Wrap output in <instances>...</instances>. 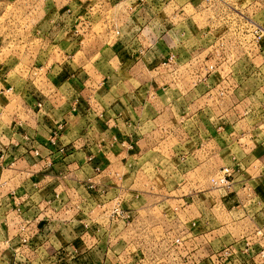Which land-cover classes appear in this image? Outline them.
I'll list each match as a JSON object with an SVG mask.
<instances>
[{"label": "crops", "instance_id": "obj_1", "mask_svg": "<svg viewBox=\"0 0 264 264\" xmlns=\"http://www.w3.org/2000/svg\"><path fill=\"white\" fill-rule=\"evenodd\" d=\"M86 1L46 37L60 61H0V264H264V56L222 63L201 0Z\"/></svg>", "mask_w": 264, "mask_h": 264}, {"label": "rangeland", "instance_id": "obj_2", "mask_svg": "<svg viewBox=\"0 0 264 264\" xmlns=\"http://www.w3.org/2000/svg\"><path fill=\"white\" fill-rule=\"evenodd\" d=\"M177 1L185 2V0ZM66 2L67 0H0V61L7 62L11 70H19L23 74L26 73L25 66L29 64L31 57L40 53L41 55H54L55 60L58 57L57 61H60V57L57 55L59 47L56 46V43L50 45L46 37L51 35L53 25L59 19L60 13L63 11L62 6ZM70 2L71 0H68L67 5ZM201 5L205 11L206 9L208 11L207 16L212 22L210 25L214 36H218L221 31L220 35L224 34L233 40L237 35L238 25L246 24V20L264 25V0H210L209 2L201 0ZM187 8L193 10L191 6ZM228 46L233 52L236 51L232 41ZM54 58L51 62L54 61ZM99 67L107 70L109 65L99 62ZM39 83L43 84V80L41 79ZM163 178H170L169 185L172 187L171 184L174 180L171 179V175H164ZM170 194L171 191L166 192L165 197H169ZM163 207L172 216L171 206ZM175 228V224H173L167 232L173 235L177 230ZM173 239L165 236L161 237L160 241L167 240L165 246L171 248ZM153 242L146 246L149 249L162 248L155 239Z\"/></svg>", "mask_w": 264, "mask_h": 264}, {"label": "built area", "instance_id": "obj_3", "mask_svg": "<svg viewBox=\"0 0 264 264\" xmlns=\"http://www.w3.org/2000/svg\"><path fill=\"white\" fill-rule=\"evenodd\" d=\"M209 2L210 0H206ZM221 31H219L218 36H214V41L211 44V53H214L216 56H219L222 59L223 62H231L230 65L234 64L238 59H242L244 56L246 57H253L255 55H259L260 57L264 56V25L256 23L252 20H246V24L238 25L237 27V35L234 36L233 40L230 39V37L225 36L224 34L220 35ZM233 43L235 45L236 51H232L228 46L229 43ZM228 53V55L226 54ZM240 55V56H239ZM176 56L174 54H171L167 59H165L162 64L167 66L171 65L173 61H175ZM198 60V59H197ZM198 62V61H196ZM259 63H254L255 69H261L263 68V65ZM263 65V66H262ZM216 63L214 64H206L204 69L206 72H214L217 69ZM264 70V69H263ZM262 70V73L264 75V71ZM229 73H232V70L229 71ZM39 109L43 107V103H38ZM62 127L58 126L56 129H54L53 132L54 135L51 138V143L55 144L58 140V131L61 130ZM62 150V149H61ZM36 155H39L38 151H36ZM233 173L230 167H223L220 171V173L217 175V177L212 178V182L215 185L218 186H224L227 187L232 182ZM104 213L107 214V218L109 219V223H117L122 221H127V219L130 218L128 213L123 210L121 204L119 202H116L112 207L103 208ZM172 247L168 249L170 254L173 255L174 258H177L176 253H172V251L178 252L179 249L181 250H187L184 249V241L181 237H174L172 240ZM234 252H230L229 254H233ZM182 257V255H179ZM233 256V255H232Z\"/></svg>", "mask_w": 264, "mask_h": 264}]
</instances>
